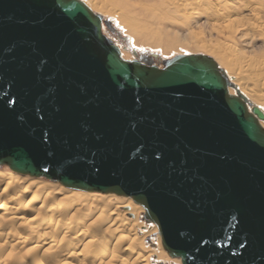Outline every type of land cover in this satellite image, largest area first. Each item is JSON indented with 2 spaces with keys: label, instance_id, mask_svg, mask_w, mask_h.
I'll list each match as a JSON object with an SVG mask.
<instances>
[{
  "label": "water",
  "instance_id": "1",
  "mask_svg": "<svg viewBox=\"0 0 264 264\" xmlns=\"http://www.w3.org/2000/svg\"><path fill=\"white\" fill-rule=\"evenodd\" d=\"M103 24L0 0V166L132 199L178 264H264V110L212 57L124 59Z\"/></svg>",
  "mask_w": 264,
  "mask_h": 264
},
{
  "label": "bare ground",
  "instance_id": "2",
  "mask_svg": "<svg viewBox=\"0 0 264 264\" xmlns=\"http://www.w3.org/2000/svg\"><path fill=\"white\" fill-rule=\"evenodd\" d=\"M82 1L91 10L95 12L97 11V13L100 11L106 15H110L114 17L117 24H119L120 26L122 24L125 27V30L132 34L133 36L132 40L134 41L135 44L136 43L137 44L142 43L144 45L148 44L149 46L150 45L152 47L156 46L157 48L163 46L164 47V49L162 48L163 50L168 49L170 51L172 49L179 48V47H188V46L193 47L197 49L199 52H201L202 54L212 57L215 60V62L219 65V67H221L224 70L227 77L229 78V81L234 86V88L232 87V89L229 87L230 93H234L235 88H237L239 92L243 94L247 98V100H249L250 102L252 101L250 100L249 96L252 98H258L260 100L264 99V93L258 94L253 88L248 89L246 87L249 84L247 81H250L249 78H251L249 75V73L251 72H249L248 69L249 70L251 69L250 71L254 70L252 74L255 75L256 77H259V76L262 77V75H264V49L261 50L262 56H260V58H258L259 57L258 56L257 57L258 59L251 58V57H246L245 59H241V58H238L240 56V53L238 52H243V51H239V49L236 50L235 46L227 42V40L235 41L238 35L244 38L247 37L248 35L245 34V30H244V28H247V27L249 29H247L246 31H251L253 34L256 31H257L256 33H258V31L261 32L260 28L263 26L262 25L263 21L261 19L262 18L264 19L263 17L264 12L261 13V11H258V13L256 14L257 15L256 20H254V22L252 21V23L250 22V24L249 22H247L248 25H246L247 23L245 24L241 22L238 23L237 17L233 16L237 12V11L235 12L236 9L235 10L233 9V11H231L230 13H224L225 11L224 12L221 11L220 7L222 6V3L227 0H82ZM243 1L245 0H242V2ZM228 5L230 6V3ZM229 11H230V7H229ZM205 13H207L208 20L213 21L212 25L210 24L211 31L208 33L209 34L208 38H206V36H204L199 31L196 32V30L191 29V24H193L191 22H194L197 16L203 15ZM115 14H116V17H115ZM253 14L255 15V13ZM101 15L104 17L103 14ZM163 23H169V24L180 23V25L188 27L186 34H185V38L181 39L177 31H172V32H168V30H166L167 32L163 31L160 27ZM235 24H236V27H233V25ZM104 26L105 25L103 24L102 27ZM212 33L216 34L217 37L212 38ZM234 34H238V35L235 37ZM258 34L262 35V33L261 34L258 33ZM263 34H264V31H263ZM250 39H251V35H250ZM117 45L119 46V44ZM123 51L120 48L121 55L124 59L133 58L129 55V53L127 52L125 53V51L124 52ZM243 53L246 56L247 53L246 54L245 52ZM231 55H234V57L237 56L235 60L240 65L238 64L235 65V62L232 60V58H230ZM236 66L237 67L239 66V67L236 68ZM246 70L247 72H249L248 74H246ZM231 71H234L233 73L237 74V75L235 74L236 76H233V79H231L233 75L232 73H230ZM255 83H257V81ZM261 83L263 82L261 81ZM251 84H252V87L255 86L254 81ZM240 86H243L242 89L247 91L249 96H247V94L240 88ZM255 105H258L264 110V105H261V104H255ZM262 125L264 126V122H262ZM4 173L5 172L0 173L1 175L0 177H2L1 178L2 182L4 181L3 182L4 184L0 183V185L5 186L4 187L6 189L5 191L7 190L13 191L14 184L19 181L25 183V184L22 183L23 185H25L23 188L25 193L27 191H31V188H36L26 198L23 197L24 194L21 195L23 198L20 197V195H17L16 198H14L13 196L14 199L12 197L4 198L5 196H7L5 195L6 193L4 192L5 194L3 193L2 195H5V196L2 199H0V211L2 212L1 214L5 216L9 225L12 224L13 222L14 223L16 222L18 224V227H20L23 230L21 234L19 233L12 234L8 238L7 241L9 243L14 242V245L17 244L18 246L20 245L22 246V244L24 245L26 244L27 245L26 248L27 247L31 248L33 249V251H34V248L36 250L42 249L43 251L41 255H43V252H44L45 257L42 258V261L40 260L41 261L39 262L40 264H60V263L64 264L65 261L62 262V260H58V257H59L58 255L61 252H62L61 253L62 255L68 253L67 256H70L73 258L72 260L74 261L72 264H100L101 262H103L101 260L102 256L99 257L95 254L96 256L93 257L89 253L84 255L85 254V252H83L84 248L82 249L80 247L81 249L80 248L78 249L77 246L73 244L65 243V241H63L65 243L64 244L65 246H64L61 243V241L59 242L58 240L59 237H60L59 239H61L69 235L78 237V239L80 238V240H78L77 242H80L81 244L83 243L84 244L83 246L91 243V245L94 244L95 246H97V248H98V245H102V247L104 245H108V244L103 245V243L109 242L108 239L110 235L112 236L117 235L119 239L113 236L116 239L112 241L111 243L112 249L109 250L108 254H106V256H109L108 258L110 261L111 260L114 261V264H145L144 260L146 261L149 260L150 256L153 253L155 254V252L157 251L158 248L156 250H150V249H147V250L136 249V251L135 249L133 250L134 241L135 243L141 244L142 243L141 240L147 239L151 235V233L156 230L157 227H154V226L151 227V224L142 226L139 220L140 218L139 213L140 212L142 213L141 207L131 203L129 199L123 198L124 196H119L113 193L87 192V191L71 189V188H69L70 191L68 189H67L68 191L66 190L64 191L63 189L60 188V186L56 184L52 185L49 183V184H44L42 186L40 183L37 182L39 181L37 179H34V178L30 179L24 176L22 177V175H20L19 177L10 172H7L6 174ZM21 182H20V186H21ZM46 185H48L49 187ZM41 189H44V190L46 189L45 195H43V192H41L42 191ZM47 199H50V200L52 199L54 201L57 200V202L60 203L58 204L59 206H61V204L64 205V203L66 204L68 202H71L72 204L77 203L83 206L84 211L81 213V211L80 212L76 211L77 210L76 208L75 210H72L73 208L72 209L69 208L63 212L61 211V208H58V211L56 210L42 211L43 209H41L42 212L41 211L39 212L40 209L36 211L39 206L36 207L35 209L34 203L36 204V202H38L41 204L40 206L43 207ZM97 210L99 211L100 214L97 215L98 217L97 216L95 217L93 215ZM23 211L24 212L26 211L27 213L29 212V214L27 216H24L26 212L24 213ZM85 212L88 214H85ZM22 213L24 215H21ZM126 214L132 215V217L127 218ZM1 219L2 218H0V220ZM49 219L51 221L54 220L56 222V225L61 223L62 226L66 228L68 224L70 223L69 219H73L74 221L75 220H82V221L88 220L89 221L90 219L91 220L85 226L83 224V226H73L72 228L68 227L67 229H59L58 227L59 225L58 226L55 225L53 227V225L50 224L52 222H49L48 226L44 224L46 228H44L43 231H39L42 227L41 228L38 227V231L36 233H34L35 231H32L33 227L31 226L33 223H36L37 221H39V223L41 222L46 223L47 220ZM91 226H97L98 228H100V230L103 231V236L102 237L96 236L97 233L96 235H94L95 233L93 234L90 231ZM125 231L128 233L126 237H123L125 238L124 240L121 237L124 236L122 233H124ZM45 232L49 233L47 237L45 236ZM136 232L138 233L139 237H133L136 234ZM29 235L31 236L33 235L31 237L32 239L31 241H29L30 239ZM70 236L69 238L71 239ZM122 241L124 242V245H122L123 244ZM74 244H76V242H74ZM140 244L139 246H141ZM119 249H122V251L127 256L124 258H121V256H119L115 252V251H118ZM64 251L65 253H63ZM160 251L159 253H156L158 260L159 258H163L166 256V254L164 256L163 255L164 253L163 252L161 253ZM18 254L16 253L17 256ZM24 255L26 256L28 254H24ZM38 256L40 257V254ZM88 257H91L92 260H89ZM157 259L154 260V262L157 263L158 261ZM171 259H174V261L173 260L172 261L175 262V264H178L180 262L178 258H171ZM161 261L160 263H163ZM109 263H110L109 261L105 262V264H109ZM68 264H71V263H68Z\"/></svg>",
  "mask_w": 264,
  "mask_h": 264
},
{
  "label": "rangeland",
  "instance_id": "3",
  "mask_svg": "<svg viewBox=\"0 0 264 264\" xmlns=\"http://www.w3.org/2000/svg\"><path fill=\"white\" fill-rule=\"evenodd\" d=\"M228 1V2H227ZM227 1H224L223 3H222V6L220 7L221 8V11L222 12H224V13H230L231 11H233V9L235 10V15H233L234 17H237V19H238V23H247V22H249V24H250V22L252 23V21L254 22V20H256V17H257V13H258V11H261V13H263L264 12V0H245V1H243L242 2V0H231V1H229V0H227ZM230 3V6L228 5ZM248 3H249V5H248ZM251 4V5H250ZM225 5V6H224ZM227 5V6H226ZM237 5V6H236ZM230 7V11H229V7ZM234 6V7H233ZM235 6H236V8H235ZM242 6V7H241ZM225 8V10H224V8ZM228 8V9H227ZM254 8V9H253ZM259 8V9H258ZM227 10H228V12H227ZM246 11V12H245ZM97 12V11H96ZM117 12V11H116ZM248 12H250V13H248ZM98 13H100V14H103L104 15V17H106V18H108L110 21H111V23H112V25L113 26H115V27H117V29L118 30H120V36L117 38L116 37V39H117V44H119V46H120V48L122 49V51L124 50L125 51V53L127 52V53H129V55L131 56V57H133L132 56V54L130 53V46H132L133 48H136V49H142L143 48V50H146V51H151V52H157L158 53V55L160 56V57H164V58H168V57H170V56H172V55H174V54H178V53H185V52H187V53H201V52H199L197 49H195V48H193V47H179V48H175V49H172L171 51L170 50H163L164 49V47L162 46V47H152L151 45L149 46L148 44H146V45H144V44H135L134 43V41L132 40L133 39V36H132V34L131 33H129V32H127L126 30H125V27L121 24V26L119 25V24H117L116 23V21H115V18L114 17H112V16H110V15H106V14H104V13H102V12H98ZM232 13H234V12H232ZM253 13H255V15L253 14ZM237 14V15H236ZM244 14V15H243ZM253 14V15H252ZM251 16V18H250V16ZM255 16V17H254ZM115 17H116V14H115ZM198 17V18H197ZM196 17V19H195V21L194 22H191V23H193V24H191V29H193V30H196V32H200V33H202L204 36H206V38H208L209 36V32L211 31V25H212V22L213 21H210V20H208V16H207V13H205V14H203V15H199V16H197ZM264 17V16H263ZM199 19V20H198ZM244 19V20H243ZM243 22H242V21ZM251 20V21H250ZM262 21H263V26L260 28V31L261 32H259L258 31V33H262V35H259L258 33H252L251 31H246L247 29H249L248 27L247 28H244V30H245V34L246 35H248L247 37H241L240 35H238V34H234V36L236 37L237 35V38H236V40L235 41H230V40H227V42L228 43H230L231 45H233V46H235V49L236 50H238L239 49V51H243V52H245V54H246V56L244 55V53L243 52H238V53H240V56L238 57V58H241V59H245L246 57H251V58H257L258 56V58H260V56H262V54H261V50H263L264 49V34H263V31H264V19L262 18L261 19ZM256 22V21H255ZM165 24V25H164ZM211 24V25H210ZM261 24V23H260ZM164 25V26H163ZM246 25H248V23L246 24ZM161 29L163 30V31H166V30H168V32H172V31H177V33H178V35L180 36V38L181 39H184L185 38V34H186V31H187V28L188 27H186V26H183V25H180V23H176V24H169V23H163L161 26ZM233 27H236V24L235 25H233ZM103 29H104V31H105V26L103 27ZM202 30V31H201ZM167 32V31H166ZM249 32V33H248ZM106 34V33H105ZM251 35V39H250V35ZM122 35H124V36H126L127 38H128V41H125L123 38H121L122 37ZM213 37H217L216 36V34H214V33H212V38ZM240 37V38H239ZM253 37V38H252ZM220 39V38H219ZM224 40V39H223ZM133 41V42H132ZM233 42H234V44H233ZM236 43V44H235ZM247 44V45H246ZM133 45H135V46H133ZM125 47V48H124ZM163 48V49H162ZM123 51V52H124ZM189 51V52H188ZM260 51V52H259ZM256 52H257V54H256ZM233 53H235V52H233ZM232 53V54H233ZM255 55H254V54ZM243 54V55H242ZM259 54V55H258ZM261 54V55H260ZM236 56V55H235ZM244 56V57H243ZM254 56H256V57H254ZM230 58H232V60L235 62V65H240L239 63H237V61L235 60V58H237V56L236 57H234V55H231L230 56ZM257 58V59H258ZM231 61V60H230ZM239 62V61H238ZM239 67V66H238ZM237 66H236V68H238ZM251 70V69H250ZM249 69H248V71L249 72H251V73H249V72H247V70H246V74H248L249 73V75H250V77L251 78H249L250 79V81H247L249 84L246 86L248 89H251V88H253L255 91H256V93H258V94H262V93H264V75H262V77L261 76H259V77H256L255 75H253L252 73H253V71H250ZM237 71V70H236ZM234 71H231L230 73H232L233 75H232V77H231V79H233V76H236L234 73H233ZM246 76H248V75H246ZM258 78V79H257ZM261 78V79H260ZM244 79V78H243ZM253 79V80H252ZM260 80V81H259ZM231 81H233V80H231ZM254 81V84H255V86L254 87H252V82ZM257 81V83H255ZM261 81L263 82V83H261ZM251 82V83H250ZM260 82V83H259ZM259 83V84H258ZM261 84V85H260ZM242 87L243 86H240V88L242 89ZM263 87V88H262ZM231 89H232V87H230ZM243 90V89H242ZM246 94H247V96H249L248 95V93H247V91H245V90H243ZM249 98H250V100L253 102V103H255V104H261V105H264V99H258V98H252V97H250L249 96ZM0 171L1 172H5L4 174H6L7 172H10V173H12V174H14V175H16V176H19L20 177V175L21 174H18V173H15V172H13V171H11L7 166H0ZM0 172V173H1ZM1 176V175H0ZM27 177V178H34V179H37V180H39V181H37L38 183H40L42 186L44 185V184H56V185H58V186H60V188L61 189H63L64 191L66 190V191H68L69 190V188H66V187H64V186H62L61 184H59V183H57V182H52V181H49V180H47V179H44V178H37V177H28L27 175H22V177ZM21 177V178H22ZM2 177H0V183L2 184L3 182H2V179H1ZM20 182L21 181H19V182H17V183H15L14 184V188H13V191H9V190H7V191H5L6 189L4 188L5 186H2V185H0V199H2L5 195H7V196H5L4 198H7V197H12L13 198V196H14V198H16L17 197V195H20V197H22L21 195H23V197H27L28 195H30V193L33 191V190H35L36 188H31V191H27L26 193H25V191H24V186L25 185H23L22 183H24V182H21V186H20ZM4 184V183H3ZM25 184V183H24ZM46 186H48V185H46ZM49 187V186H48ZM1 188H3V189H1ZM20 189V190H19ZM51 189V188H50ZM68 189V190H67ZM2 190V191H1ZM28 190H30V189H28ZM42 191L41 192H43V195H45V192H46V189L44 190V189H41ZM70 191V190H69ZM2 192V193H1ZM6 194H5V193ZM5 194V195H2V194ZM17 193H19V194H17ZM21 193V194H20ZM22 197V198H23ZM11 198V199H12ZM13 198V199H14ZM123 198H126V199H129L130 200V202L131 203H133V204H135V205H137V206H139L138 204H136V203H134L133 201H132V199H130V198H128V197H123ZM48 201V202H47ZM47 201H46V203L43 205V207H41L40 205V203H38V202H36V204L34 203V207H35V209H36V207H38L37 208V210L36 211H38V209H40L39 210V212L41 211V209H43L42 211H48V210H56V211H58V208H61V211L63 212V211H65L66 209H72V210H75V208L77 209L76 211H81V213L84 211L83 209V206L82 205H79V204H77V203H71V202H68V203H64V205L63 204H61V206H59L58 204H60V203H58L57 202V200L56 201H54V200H50V199H47ZM63 205V206H62ZM51 207V208H50ZM78 207V208H77ZM140 207V206H139ZM142 209V208H141ZM41 211V212H42ZM141 211H143V209L141 210ZM24 212V211H23ZM26 212V211H25ZM24 212V213H25ZM87 212V211H86ZM85 212V214H88L89 213V211H88V213H86ZM2 212L0 211V215H1V217L0 218H2L1 220H0V223H1V225H0V264H5V262H6V264H40L39 262H41L42 261V258H44L45 256V254H44V252H43V255H41L42 254V249H35L34 248V251H33V249H31V248H26V244L24 245V244H22V246H21V248H20V246H18L17 244L16 245H14V242H8L7 240H8V238L12 235V234H21L22 233V229L20 228V227H18V224L15 222H13L12 224H10L9 225V223L7 222V220H6V218H5V216H3L2 214H1ZM95 213H96V215H95ZM94 213V215L93 216H97V215H99L100 213H99V211L97 210L96 212ZM29 214V212L27 213L26 212V214L24 215L23 213L21 214V215H24V216H27ZM141 214V212L139 213V220H140V222H141V225L142 226H145V225H147V224H151V227L152 226H154V227H156L154 224H152L151 222H146V221H144V219L142 218V216L140 215ZM5 218H3V217ZM98 217V216H97ZM126 217L127 218H131L132 217V215H128V214H126ZM70 220V223L68 224V226H67V228L68 227H73V226H83V224H84V226L86 225V224H88V222L91 220H84V221H82V220H73V219H69ZM72 221V222H71ZM5 222H7V223H5ZM49 222H52V223H50L51 225H53V227L56 225V222L54 221V220H47V224L46 223H43V222H41V223H39V221H37L36 223H33L32 224V226L31 227H33L32 228V231H35L34 233H36L37 231H38V227L39 228H41L39 231H43L44 230V228H46V226H44V224L45 225H49ZM145 222V223H144ZM36 224V225H35ZM43 224V225H42ZM17 225V226H16ZM38 225H40V226H38ZM59 225V226H58ZM70 225V226H69ZM56 226H58L59 227V229H67L66 227H64V226H62V224L61 223H59V224H57ZM17 227V228H16ZM12 228H14V229H12ZM4 229H6V230H4ZM3 230V231H2ZM14 231H16V232H14ZM18 231V232H17ZM31 231V232H32ZM90 231L94 234V235H96V233H97V235L96 236H103V231L102 230H100V228H98L97 226H91L90 227ZM101 231V232H100ZM11 232V233H10ZM14 232V233H13ZM10 233V234H9ZM100 233V234H99ZM127 233L128 232H124V233H122L124 236H122L121 238L122 239H124L125 240V238H123V237H126V235H127ZM24 234V233H23ZM32 234V233H31ZM48 232L46 233L45 232V236L47 237L48 236ZM102 234V235H101ZM7 237H6V236ZM5 236V237H4ZM25 236V235H24ZM33 236V235H32ZM31 235H29V237H30V239H29V241H31L32 239H31V237H32ZM70 236V235H69ZM69 236H65L64 238H61V239H59L58 238V240H59V242L61 241V243L64 245L65 243H69V244H73V245H75V246H77L78 247V249L81 247L82 249H83V252H85V254L84 255H86V254H90V255H92L93 257H95L96 255L97 256H99V257H101V260L103 261V262H101L100 264H105V262H107V261H109L110 263L109 264H111V263H113L114 264V261L113 260H109V256H106V254H108V252H109V250H111L112 249V241H114V239H116V238H114V237H117L118 238V236L117 235H110V237H109V239H108V241L109 242H106V243H103V245L104 244H108V245H104L103 247H102V245H98V248H97V246H95L94 244H92L91 245V243H89V244H87V245H89V246H87V245H85V246H83L84 244L82 243H80V242H77L78 240H80V238L78 239V237H75V236H70L71 237V239L69 238ZM133 237H139V235H138V233L136 232V234L133 236ZM28 238V237H27ZM57 239V238H56ZM67 239H69V240H67ZM119 239V238H118ZM123 240V241H124ZM63 241H65V243L63 242ZM69 241V242H68ZM72 241V242H71ZM122 241V242H123ZM159 241V242H158ZM74 242H76V244H74ZM141 244L140 243H135V241L133 242V250L135 249V251H136V249H145V250H147V249H150V250H156L157 248V251L159 250H161L160 252L162 253H164L163 255L165 256V254H166V256L165 257H163V258H159V260L157 259V254L156 253H159V251L157 252H155V254L153 253L151 256H150V258H149V260H144V262H145V264H160V261L161 262H163V263H169V264H175V262H173L174 261V259H171V258H169V256L167 255V253H165V251L161 248V244H160V238H159V236H158V234H157V228H156V230L155 231H153L152 233H151V235L147 238V239H143V240H141ZM79 243V244H78ZM157 243V244H156ZM160 245H159V244ZM12 244V245H11ZM139 244L141 245V246H139ZM122 245H124V242H123V244ZM11 246V247H10ZM65 246V245H64ZM2 247V248H1ZM18 247V248H17ZM24 247H25V249H24ZM86 247V248H85ZM139 247V248H138ZM4 248V249H3ZM23 248V249H22ZM80 248V249H81ZM92 248V249H91ZM27 249H29V250H27ZM87 249V250H86ZM18 250V251H17ZM24 250V251H23ZM99 250V251H98ZM103 250H104V252H103ZM8 251V252H7ZM12 251V252H11ZM17 251V252H16ZM21 251H22V253H21ZM38 251V252H37ZM119 256H121V258H124V257H126L127 255L122 251V249H119L118 251H115ZM12 253V254H11ZM16 253L18 254H20V256H19V254H18V256L16 255ZM35 253V254H34ZM62 253V252H61ZM59 254L58 256L60 257H58V260H62V262H64V264H68V263H73V261L74 260H72L73 258L72 257H70V256H67L68 255V253L67 254ZM63 253H65V251L63 252ZM92 253V254H91ZM15 256H14V255ZM23 254V255H22ZM24 254H28V255H24ZM35 255V256H33V255ZM40 254V257L38 256ZM96 254V255H95ZM10 255V256H9ZM104 255V256H103ZM155 255V256H154ZM9 256V257H8ZM63 256V257H62ZM91 256V257H92ZM106 256V257H105ZM8 257V258H7ZM38 257V258H37ZM66 257V258H65ZM91 257H88L89 258V260H92V258ZM153 257V258H152ZM13 258V259H12ZM15 258V259H14ZM23 258V259H22ZM37 258V259H36ZM22 259V260H21ZM158 260L157 261V263L156 262H154V260ZM164 259V260H163ZM7 260V261H6ZM41 260V261H40ZM106 260V261H105ZM166 260V261H165ZM173 260V261H172ZM67 261V262H66ZM69 261H71V262H69ZM143 262V263H144ZM154 262V263H153ZM179 262V261H178ZM116 263V262H115ZM60 264H63V263H60Z\"/></svg>",
  "mask_w": 264,
  "mask_h": 264
},
{
  "label": "flooded vegetation",
  "instance_id": "4",
  "mask_svg": "<svg viewBox=\"0 0 264 264\" xmlns=\"http://www.w3.org/2000/svg\"><path fill=\"white\" fill-rule=\"evenodd\" d=\"M105 33L108 37H110L115 42L117 41L116 37L117 38L119 37L115 32L109 30L106 26H105Z\"/></svg>",
  "mask_w": 264,
  "mask_h": 264
}]
</instances>
